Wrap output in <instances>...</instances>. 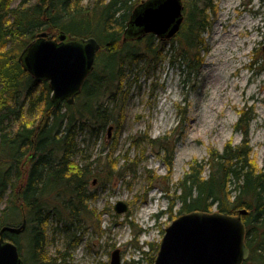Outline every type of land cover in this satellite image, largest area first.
Here are the masks:
<instances>
[{
	"label": "trees",
	"instance_id": "16d2710c",
	"mask_svg": "<svg viewBox=\"0 0 264 264\" xmlns=\"http://www.w3.org/2000/svg\"><path fill=\"white\" fill-rule=\"evenodd\" d=\"M144 1L0 0V229L17 227L25 218L23 233L4 234L17 245L23 264H64L65 251L58 257L48 254V237L64 236L66 251L76 244L78 224L94 214L89 203L99 190L93 180L104 189L119 177L120 170L112 169L110 162L112 171L100 177L101 158L90 161L84 148L122 116L125 73L144 59L161 58L166 40L147 34L123 41L132 10ZM182 2V25L167 41L173 51L174 42L179 43L180 54L187 56L199 46V33L206 28L208 0ZM40 32L54 38L60 32L69 38L93 37L100 45L73 104L53 108L47 82L30 76L18 61ZM252 121V109L245 107L234 125L240 142L226 143L220 151L210 149L207 158L192 162L166 193L171 192L168 212L179 206L176 217L213 208L229 215L246 210L241 218L249 257L242 264H264V157L258 167L250 145ZM167 141L162 137L147 143L163 154L170 176L173 148ZM163 177L152 174L149 181ZM148 245L147 264H153L158 245ZM25 248L28 258L22 256Z\"/></svg>",
	"mask_w": 264,
	"mask_h": 264
},
{
	"label": "rangeland",
	"instance_id": "374dc122",
	"mask_svg": "<svg viewBox=\"0 0 264 264\" xmlns=\"http://www.w3.org/2000/svg\"><path fill=\"white\" fill-rule=\"evenodd\" d=\"M207 4L199 46L183 56L179 43L174 42L173 51L166 40L160 60L144 59L128 70L120 90L126 98L122 116L108 125L110 131L107 127L97 140L85 143L90 161L101 158L100 177L112 171L108 162L120 174L104 189L93 180L99 190L89 203L94 214L78 224L76 244L66 251L64 236L48 237V254L58 257L65 251L64 264H110L115 249L120 264L140 259L139 264H147L148 244L159 246L179 207L168 212L171 192L166 188L171 189L192 162L205 160L210 149L220 151L226 143L240 142L234 125L245 107L253 112L252 157L262 165L264 0ZM162 137H168L167 145L173 148L170 176L163 154L147 143ZM152 174L165 177L151 182ZM117 201L127 204L126 213H115ZM22 256L28 258L27 248Z\"/></svg>",
	"mask_w": 264,
	"mask_h": 264
},
{
	"label": "water",
	"instance_id": "95a60500",
	"mask_svg": "<svg viewBox=\"0 0 264 264\" xmlns=\"http://www.w3.org/2000/svg\"><path fill=\"white\" fill-rule=\"evenodd\" d=\"M182 22V0H146L132 10L123 41L140 39L147 34L169 40L179 32ZM99 48L93 37L69 38L60 32L54 38L40 32L23 48L18 61L30 76L47 82L53 108H57L63 102L73 104L93 70ZM113 208L116 214L128 211L123 201H117ZM246 212L180 214L165 228L153 264H242L249 256L241 218ZM25 226L23 217L17 227H1L0 264H23L17 245L5 239L4 234L18 235ZM110 264H120L118 249L111 253Z\"/></svg>",
	"mask_w": 264,
	"mask_h": 264
},
{
	"label": "flooded vegetation",
	"instance_id": "af4514ba",
	"mask_svg": "<svg viewBox=\"0 0 264 264\" xmlns=\"http://www.w3.org/2000/svg\"><path fill=\"white\" fill-rule=\"evenodd\" d=\"M25 228H26V226H25ZM24 230H25V229H24ZM24 230H23V232H24ZM23 232H22V233H23ZM119 255H120V253H119Z\"/></svg>",
	"mask_w": 264,
	"mask_h": 264
},
{
	"label": "bare ground",
	"instance_id": "6f19581e",
	"mask_svg": "<svg viewBox=\"0 0 264 264\" xmlns=\"http://www.w3.org/2000/svg\"><path fill=\"white\" fill-rule=\"evenodd\" d=\"M182 4H183V2H182ZM249 257V256H248Z\"/></svg>",
	"mask_w": 264,
	"mask_h": 264
}]
</instances>
